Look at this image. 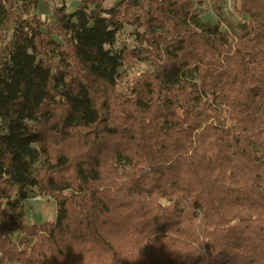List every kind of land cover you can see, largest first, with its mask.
<instances>
[{
  "label": "trees",
  "instance_id": "1",
  "mask_svg": "<svg viewBox=\"0 0 264 264\" xmlns=\"http://www.w3.org/2000/svg\"><path fill=\"white\" fill-rule=\"evenodd\" d=\"M225 1L0 0V264H264V0Z\"/></svg>",
  "mask_w": 264,
  "mask_h": 264
},
{
  "label": "rangeland",
  "instance_id": "2",
  "mask_svg": "<svg viewBox=\"0 0 264 264\" xmlns=\"http://www.w3.org/2000/svg\"><path fill=\"white\" fill-rule=\"evenodd\" d=\"M47 2V10H42L38 12L42 19L49 22L55 13V9L62 5H66L69 12L74 11V9L81 3L82 0H45ZM210 7L206 10V13H211V7L215 6L214 0H203ZM232 0L225 1V10L227 13L231 14L233 12ZM108 5H111L109 2ZM133 32L132 28H127L126 32L119 36L117 41V47H121L123 44L132 46L135 44L134 38L131 37ZM150 69L149 63H139L136 64L132 69L128 71V81L133 82L139 79L141 74ZM23 212L22 217L29 224L42 225L45 223L53 222L57 217V203L52 196H43L38 191H34L26 196L22 200ZM19 237H23L19 235ZM11 264V263H10ZM17 264V263H15Z\"/></svg>",
  "mask_w": 264,
  "mask_h": 264
}]
</instances>
